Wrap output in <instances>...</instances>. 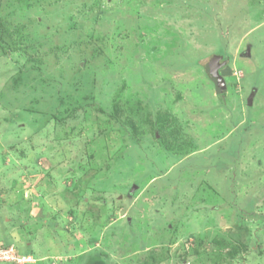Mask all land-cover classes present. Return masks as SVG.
I'll use <instances>...</instances> for the list:
<instances>
[{
	"label": "rangeland",
	"instance_id": "rangeland-1",
	"mask_svg": "<svg viewBox=\"0 0 264 264\" xmlns=\"http://www.w3.org/2000/svg\"><path fill=\"white\" fill-rule=\"evenodd\" d=\"M3 243L264 264V0H0Z\"/></svg>",
	"mask_w": 264,
	"mask_h": 264
},
{
	"label": "built area",
	"instance_id": "built-area-1",
	"mask_svg": "<svg viewBox=\"0 0 264 264\" xmlns=\"http://www.w3.org/2000/svg\"><path fill=\"white\" fill-rule=\"evenodd\" d=\"M34 260L31 254H21L15 244L0 246V263L8 262L11 264H30Z\"/></svg>",
	"mask_w": 264,
	"mask_h": 264
},
{
	"label": "trees",
	"instance_id": "trees-1",
	"mask_svg": "<svg viewBox=\"0 0 264 264\" xmlns=\"http://www.w3.org/2000/svg\"><path fill=\"white\" fill-rule=\"evenodd\" d=\"M216 56H222V60L226 61L227 63L225 65H223L222 67L219 68V73L221 74V71L224 69V68H227L228 67V60H231L232 59V55L227 53V52H221V55H214L209 61H208V64L207 66L205 67L206 69V73L208 74V77L209 79L211 80V82L214 83L215 87L217 88V92L218 94H223L225 93V91L227 90V84L224 86L222 84V81H221V77H215L214 75V71H215V57ZM221 61V60H220ZM222 76V74H221ZM225 80V79H224ZM226 83V82H225ZM9 244H12V243H3V245L5 246H8ZM27 254H30L29 252ZM32 254V253H31Z\"/></svg>",
	"mask_w": 264,
	"mask_h": 264
},
{
	"label": "water",
	"instance_id": "water-1",
	"mask_svg": "<svg viewBox=\"0 0 264 264\" xmlns=\"http://www.w3.org/2000/svg\"><path fill=\"white\" fill-rule=\"evenodd\" d=\"M222 56H216L215 57V71H214V76L215 77H221V81H222V84L225 86L226 83H225V80L223 78V76H221V74L219 73V68L222 67V65H225L226 64V61H224L223 64H221L219 61L221 60ZM218 91V90H217ZM255 93L253 92L251 97L249 98V104L251 103V99H252V96L254 95Z\"/></svg>",
	"mask_w": 264,
	"mask_h": 264
}]
</instances>
